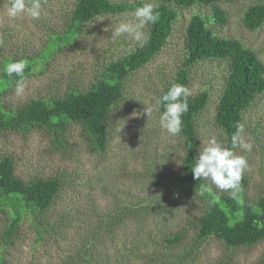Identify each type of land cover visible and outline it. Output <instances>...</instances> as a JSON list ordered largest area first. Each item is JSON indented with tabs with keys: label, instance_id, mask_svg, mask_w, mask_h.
I'll use <instances>...</instances> for the list:
<instances>
[{
	"label": "rangeland",
	"instance_id": "obj_1",
	"mask_svg": "<svg viewBox=\"0 0 264 264\" xmlns=\"http://www.w3.org/2000/svg\"><path fill=\"white\" fill-rule=\"evenodd\" d=\"M9 3L0 0V71L1 60L7 57L38 61L31 63L25 76L22 96L15 94V83L4 87L0 101L7 110L34 99L54 100L70 90L86 89L104 66L137 45L130 37L115 41L111 37V29L122 20L138 23L133 11H128L95 17L81 26L72 43L42 58L47 40L62 33L69 22L74 0H47L38 20L27 15L9 18L5 11ZM252 3L264 0L220 1L227 22L212 28L252 48L264 63V21L254 31L242 23ZM208 12L205 6L179 7L166 45L123 77L122 97L107 116L104 149L98 148L79 122L69 121L60 130L0 128V161L12 162L16 178L24 184L59 182L49 208L37 219L42 228L35 229L24 218L2 252L3 264H264V238L252 245L229 246L218 236L204 239L199 235L209 197L205 192L200 195V186L176 180L182 174L186 143L180 133L171 136L159 123L155 101L185 60V27L192 14ZM225 73V63L216 59L195 63L188 71L190 93L208 92L206 105L193 122L197 157L199 148L211 138L227 147L226 132L214 122ZM242 120L240 135L252 147L246 150L237 145L232 150L247 159L244 198L255 202L264 194V92L243 112ZM199 182L215 194L228 195L210 181ZM8 224L7 214L0 212V245ZM89 241L94 243L84 252Z\"/></svg>",
	"mask_w": 264,
	"mask_h": 264
},
{
	"label": "trees",
	"instance_id": "obj_2",
	"mask_svg": "<svg viewBox=\"0 0 264 264\" xmlns=\"http://www.w3.org/2000/svg\"><path fill=\"white\" fill-rule=\"evenodd\" d=\"M220 1L222 0H154V12L159 13V18L154 24H146L147 40L142 46L137 44L131 51L104 66L98 79L84 90H70L64 97L54 100L34 99L16 110L5 109L0 101V128L50 126L60 130L69 121L79 122L94 137L98 148L104 149L108 140L107 116L111 107L122 97L123 77L145 64L166 45L173 32L179 7L199 5L208 7L209 12L206 15H191L184 33L185 60L175 78L160 91L158 99L172 84H181L188 89V71L195 63L209 59L224 62L226 73L214 122L226 132L227 147L231 148V137L236 132L237 124L243 122V112L264 92V63L252 48L244 46L240 40L214 32L212 25H224L227 22L225 10L218 5ZM142 6L143 3L139 1L74 0L69 22L65 24L62 33H54L47 40L41 52L42 58H48L50 53L58 50L61 45L72 43L81 26L95 17L134 11ZM263 21L264 3H252L242 16L244 28L250 31L259 29ZM13 60L26 62L24 77L30 73L31 63L38 61L37 59L32 62L34 59L30 57H7L1 60L0 96L5 86L15 83L18 79L15 76L9 77L4 70ZM207 99L206 90L195 95L190 93L187 97L188 111L182 115L180 134L186 143V155L182 174L176 177V180L185 186H203L199 180L193 178L191 170L197 157L193 122L198 112L206 105ZM163 110V106L159 107L160 115ZM13 172L12 162L8 158L0 161V212L7 214L9 219L1 240L0 264H3V250L12 242L14 232L24 218L31 226H35V229L42 228L37 219L49 208L59 186L56 179L24 184ZM245 187L246 179L243 176L241 190L235 197L230 193L222 196L213 191H205L209 203L199 226L201 237L206 239L218 236L229 246L252 245L264 238V194L255 202H249L244 198ZM93 243L94 241H89L84 252H88ZM113 264H117V261Z\"/></svg>",
	"mask_w": 264,
	"mask_h": 264
},
{
	"label": "clouds",
	"instance_id": "obj_3",
	"mask_svg": "<svg viewBox=\"0 0 264 264\" xmlns=\"http://www.w3.org/2000/svg\"><path fill=\"white\" fill-rule=\"evenodd\" d=\"M47 0H10L6 8V15L9 18H18L27 15L33 20H38L41 15L42 3ZM155 5L146 3L142 7H137L131 15L138 23L122 20L111 29L112 39L131 38L139 45H143L147 36L142 31L146 24H154L159 18V13L154 12ZM26 62L23 60L10 61L5 72L9 77H18L15 82V94L22 96L25 91L24 71ZM189 90L181 84H172L168 91L160 99L155 101L157 108L163 106L164 110L160 115L159 123L162 130L171 136L178 135L182 130V115L188 111L187 97ZM244 125L238 123L236 132L231 137L232 148L219 143L215 138H211L207 145L199 148V155L195 158L192 166L193 178L197 180L210 181L211 185L222 192H228L233 197L241 190V180L247 168V159L243 155H237L232 149L237 145L250 150L252 145L245 143L241 137ZM208 189L201 187L200 195Z\"/></svg>",
	"mask_w": 264,
	"mask_h": 264
}]
</instances>
